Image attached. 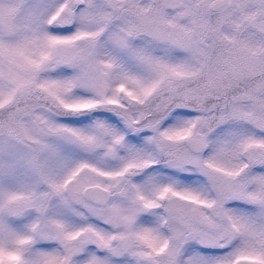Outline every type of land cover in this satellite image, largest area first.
Segmentation results:
<instances>
[{
  "label": "snow or ice",
  "instance_id": "obj_1",
  "mask_svg": "<svg viewBox=\"0 0 264 264\" xmlns=\"http://www.w3.org/2000/svg\"><path fill=\"white\" fill-rule=\"evenodd\" d=\"M0 264H264V0H0Z\"/></svg>",
  "mask_w": 264,
  "mask_h": 264
}]
</instances>
